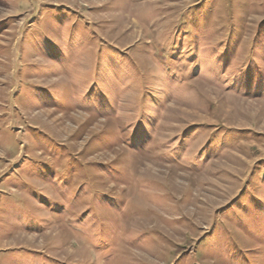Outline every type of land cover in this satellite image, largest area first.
Here are the masks:
<instances>
[{"label":"rangeland","instance_id":"rangeland-1","mask_svg":"<svg viewBox=\"0 0 264 264\" xmlns=\"http://www.w3.org/2000/svg\"><path fill=\"white\" fill-rule=\"evenodd\" d=\"M0 264H264V0H0Z\"/></svg>","mask_w":264,"mask_h":264}]
</instances>
